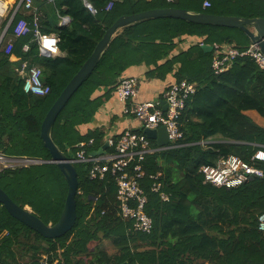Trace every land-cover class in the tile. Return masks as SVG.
<instances>
[{
    "label": "trees",
    "instance_id": "16d2710c",
    "mask_svg": "<svg viewBox=\"0 0 264 264\" xmlns=\"http://www.w3.org/2000/svg\"><path fill=\"white\" fill-rule=\"evenodd\" d=\"M112 1V7H106ZM32 0L33 8L20 9L0 43V153L8 158L50 159L40 136L41 123L58 95L93 52L113 22L122 15L175 7L194 13L264 18V0ZM10 14L4 17L6 25ZM43 33L55 34L64 56L41 55L33 31L16 36L17 21L24 18L31 30L34 17ZM70 23L60 26L62 17ZM4 25V26H5ZM226 28L201 25L175 18L147 19L123 28L112 39L95 69L58 114L51 130L54 143L71 157L78 143L94 139L90 151L101 145L102 133L82 134L79 126L90 122L102 101L109 97L123 73L134 65L151 67L149 79L196 84L179 118L182 138L169 148L158 149L145 161L147 175L162 173L164 202L146 190V211L153 219L150 234L131 230V222L119 214L116 185L111 175L90 179L91 163H75L78 191L77 218L71 230L59 238H45L13 218L0 204V264H264V231L258 216L264 212V176L253 177L236 188L205 183L200 166L214 164L221 156L236 155L249 162L264 150V127L245 112L264 118V69L249 58L235 59L219 74L211 69L214 50L203 45L234 44L236 36ZM195 36L199 42L171 55L178 39ZM29 45L24 52L23 46ZM203 44V45H201ZM23 62L39 65L41 79L51 89L46 96L23 89L19 74ZM178 68L174 70V66ZM125 77V76H123ZM100 89L105 94L96 95ZM255 165L264 172V163ZM0 188L19 206L30 208L45 224L58 221L67 195V182L56 164L3 167ZM109 241L113 253L104 242Z\"/></svg>",
    "mask_w": 264,
    "mask_h": 264
},
{
    "label": "built area",
    "instance_id": "2783aa9c",
    "mask_svg": "<svg viewBox=\"0 0 264 264\" xmlns=\"http://www.w3.org/2000/svg\"><path fill=\"white\" fill-rule=\"evenodd\" d=\"M166 1L173 2L174 0ZM32 4V0L7 2L4 9L0 11V18L11 15L13 11L18 12L20 9L30 10L33 8ZM112 4V1L109 2L106 9L109 10ZM210 6V0H204L203 7L208 8ZM87 7L90 11L95 12L92 6ZM32 31L41 55L55 57L60 54L59 38L55 34L40 31L37 16L34 17L33 30L24 18L19 19L14 28L16 36H25ZM28 49L29 45L25 44L23 46L24 52ZM212 50L214 52L211 59V69L215 74L228 70L234 60L238 58H249L260 69H264V54L255 44L251 43L246 48H240L234 44H214ZM20 72L25 74L23 89L26 92L38 96H46L50 93V87L44 84L41 79L42 72L39 65L29 66L27 62H23ZM195 91L196 84L187 80L171 84L164 92L162 99L167 104L164 110L159 100L133 102L139 93L138 78L122 77L115 86V93L123 104V115L137 120L140 123V129L126 128L116 140H108V149L102 155H91L90 148L94 145L93 138L79 142L78 150L74 155L71 154L70 158H73L74 163H91L88 168L90 179L103 180L108 175L114 178L119 214L124 220L131 222L133 232L150 234L154 227L153 219L146 211L148 204L146 190L140 182L144 177L150 181L151 192L157 194L160 200L164 202L169 200V195L164 190L162 173L146 174L145 161L147 156L154 152V148L151 140L144 133V129L165 126L169 139L168 148L171 147L172 144L182 138L179 118L186 101ZM30 161L31 159L26 157L8 158L0 153V170L3 167L28 166ZM256 161L264 163L263 149L254 152L249 162L236 155L221 156L214 164L200 166L199 172L205 183L231 189L242 185L253 177L264 176L263 170L255 165ZM257 221L258 229L264 231V212L258 216Z\"/></svg>",
    "mask_w": 264,
    "mask_h": 264
},
{
    "label": "water",
    "instance_id": "95a60500",
    "mask_svg": "<svg viewBox=\"0 0 264 264\" xmlns=\"http://www.w3.org/2000/svg\"><path fill=\"white\" fill-rule=\"evenodd\" d=\"M15 1V0H14ZM86 6L90 3L84 0ZM91 6V5H90ZM17 11H13L0 35V43L13 21ZM157 18H175L187 22L212 25L226 28H238L242 30L249 38L252 44L257 45L264 54V18H246L239 16L215 15L210 13H194L185 9L175 7L156 8L130 15H122L118 17L113 24L105 31L102 38L96 44L93 52L83 63L79 70L72 76L70 81L58 95L52 106L47 111L40 128V136L44 146L49 150L50 159L48 160H32L30 164L53 163L56 164L67 182V195L64 206L58 221L54 224H45L31 210L16 204L7 193L0 188V204L15 219L38 232L45 238H59L73 228L77 218L76 211V194L78 191V178L73 158H70L54 143L51 137V130L56 121L58 114L67 104L69 99L74 95L78 88L83 84L85 79L92 73L100 61L101 56L109 46L112 39L123 28L134 23ZM206 51H211L212 46L203 45ZM161 107L165 110L167 104L161 100ZM146 136L154 140L158 149L168 148L169 139L165 126L159 128H145ZM107 144L102 145L97 150L92 151V156H99L105 153Z\"/></svg>",
    "mask_w": 264,
    "mask_h": 264
},
{
    "label": "crops",
    "instance_id": "0c3cea01",
    "mask_svg": "<svg viewBox=\"0 0 264 264\" xmlns=\"http://www.w3.org/2000/svg\"><path fill=\"white\" fill-rule=\"evenodd\" d=\"M88 1V0H87ZM70 18L64 16L60 19L59 25L66 26L70 23ZM199 38L195 36H184L178 39L171 55L178 54L181 51L188 49L191 45L199 42ZM251 44V43H250ZM60 56H64L65 53L60 52ZM178 64L174 66V70L178 68ZM151 67L145 64L134 65L129 67L122 77H136L139 81V93L138 96L133 100V102L142 101H156L163 99L164 92L169 83L173 82L174 77L169 74L164 80L159 79H149L146 77L145 73ZM19 74L25 77V74L19 72ZM107 89H100L96 92V95H103ZM123 104L118 99L115 88L110 92L109 97L105 98L98 109L96 110L94 116L90 122L82 124L79 126V130L82 134H86L89 130H99L102 133L101 145L107 144L108 140H116L118 136L126 129L130 128L133 130L140 129V123L132 118L126 117L122 112ZM255 123L264 127V118L261 117L256 111L248 110L245 112ZM104 247L108 253H113V248L109 241L104 242Z\"/></svg>",
    "mask_w": 264,
    "mask_h": 264
},
{
    "label": "rangeland",
    "instance_id": "374dc122",
    "mask_svg": "<svg viewBox=\"0 0 264 264\" xmlns=\"http://www.w3.org/2000/svg\"><path fill=\"white\" fill-rule=\"evenodd\" d=\"M4 1H7V0H4ZM14 0H9V3H13ZM3 18H0V34L2 33L3 29H4V22H3ZM234 36H236V40H235V43L239 44V45H244L247 43V40L244 38L245 36L242 34V32H238L237 30H231L230 31ZM30 210V208H27Z\"/></svg>",
    "mask_w": 264,
    "mask_h": 264
},
{
    "label": "bare ground",
    "instance_id": "6f19581e",
    "mask_svg": "<svg viewBox=\"0 0 264 264\" xmlns=\"http://www.w3.org/2000/svg\"><path fill=\"white\" fill-rule=\"evenodd\" d=\"M7 2H9V0H7ZM7 2L4 1V0H0V11H2L4 9V7L6 6Z\"/></svg>",
    "mask_w": 264,
    "mask_h": 264
},
{
    "label": "clouds",
    "instance_id": "9594fccd",
    "mask_svg": "<svg viewBox=\"0 0 264 264\" xmlns=\"http://www.w3.org/2000/svg\"><path fill=\"white\" fill-rule=\"evenodd\" d=\"M45 43H47V41H45Z\"/></svg>",
    "mask_w": 264,
    "mask_h": 264
}]
</instances>
